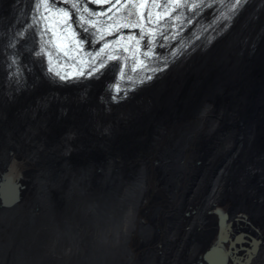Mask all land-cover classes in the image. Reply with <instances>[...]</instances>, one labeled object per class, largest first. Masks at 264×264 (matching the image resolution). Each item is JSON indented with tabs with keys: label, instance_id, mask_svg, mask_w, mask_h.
Listing matches in <instances>:
<instances>
[{
	"label": "bare ground",
	"instance_id": "1",
	"mask_svg": "<svg viewBox=\"0 0 264 264\" xmlns=\"http://www.w3.org/2000/svg\"><path fill=\"white\" fill-rule=\"evenodd\" d=\"M33 2L0 0V264H264V0L121 98L47 76Z\"/></svg>",
	"mask_w": 264,
	"mask_h": 264
},
{
	"label": "water",
	"instance_id": "2",
	"mask_svg": "<svg viewBox=\"0 0 264 264\" xmlns=\"http://www.w3.org/2000/svg\"><path fill=\"white\" fill-rule=\"evenodd\" d=\"M169 95H171V94H169ZM184 114H187V112H185ZM178 116H179V112H176L175 117H178ZM14 196H15V185L13 183L11 184V183L6 182V183L0 185V197H1V200L4 204L7 205L11 201H13L15 199ZM220 250L225 255L224 252H225L226 248L223 247ZM226 252H228V250ZM209 255H210V252L206 253L204 256V259L206 260V262H208V264H210V262H211V258L209 257ZM200 264H202V263H200Z\"/></svg>",
	"mask_w": 264,
	"mask_h": 264
},
{
	"label": "snow or ice",
	"instance_id": "3",
	"mask_svg": "<svg viewBox=\"0 0 264 264\" xmlns=\"http://www.w3.org/2000/svg\"><path fill=\"white\" fill-rule=\"evenodd\" d=\"M46 11H49V15H53L54 13H52V11L48 8V5L47 3L45 2L43 5H42ZM55 15L57 16H67V13H55ZM149 16H151V14H149ZM66 22V21H65ZM149 22H151V19L149 20Z\"/></svg>",
	"mask_w": 264,
	"mask_h": 264
},
{
	"label": "rangeland",
	"instance_id": "4",
	"mask_svg": "<svg viewBox=\"0 0 264 264\" xmlns=\"http://www.w3.org/2000/svg\"><path fill=\"white\" fill-rule=\"evenodd\" d=\"M169 95V94H168ZM167 96V95H166ZM142 243H144V242H142ZM145 248V245H141V249H144Z\"/></svg>",
	"mask_w": 264,
	"mask_h": 264
}]
</instances>
